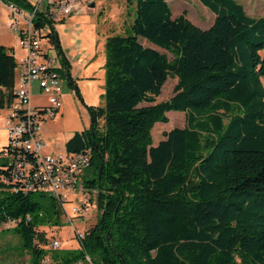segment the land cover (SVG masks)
Listing matches in <instances>:
<instances>
[{"label":"trees","instance_id":"16d2710c","mask_svg":"<svg viewBox=\"0 0 264 264\" xmlns=\"http://www.w3.org/2000/svg\"><path fill=\"white\" fill-rule=\"evenodd\" d=\"M199 1L214 13L207 27L172 17L167 0H126L133 19L105 39L104 103L87 105L89 126L65 140L68 152L88 149L94 168L83 182L96 190V220L77 247L42 245L39 225L61 220L52 195L44 203L42 191L0 188V227L15 220L31 264L46 254L47 264L86 255L89 264H264V16L237 0ZM47 21L33 17L37 27ZM45 33L78 92L54 23ZM16 64L0 44V107L14 98ZM169 76L173 94L157 101ZM169 110L183 111L185 124L153 144Z\"/></svg>","mask_w":264,"mask_h":264},{"label":"rangeland","instance_id":"374dc122","mask_svg":"<svg viewBox=\"0 0 264 264\" xmlns=\"http://www.w3.org/2000/svg\"><path fill=\"white\" fill-rule=\"evenodd\" d=\"M126 1V0H125ZM171 8V16L176 17L181 12H185L195 24L200 27H207L214 18V13L199 0H167ZM240 2L246 13L258 17L264 16V0H237ZM111 10L114 3L110 0ZM108 3V5H109ZM127 3V2H126ZM46 3L43 2L41 7ZM102 1L99 0L96 7L108 11L107 6L101 8ZM127 11L130 9L131 17L127 16L123 25H115L112 31L122 33L124 28L134 17V6L127 5ZM7 7L0 3V44L5 48L10 46L15 47L16 55L19 56L21 49L17 33L11 30L7 24ZM102 11L95 13L94 11L79 12L76 11L66 16V19L56 21V32L60 41L61 48L65 52L67 58L70 59V74L78 87V92H75V86L71 85L67 77H63L62 84V104L59 111L52 118L40 122L39 130L42 135L41 152L43 154H57L65 152V140L75 130H80L88 127L90 124V115L87 105L103 104L105 91V67L104 60L101 58V53L105 57L104 43L98 42L99 33L103 28ZM112 13V12H111ZM134 13V14H133ZM70 16V17H68ZM104 16V15H103ZM54 23V24H55ZM110 21L105 23L108 25ZM125 26V27H124ZM45 30V28H44ZM99 31V32H98ZM141 42L147 45H152L159 50L166 52L169 58L171 54L165 49L156 46L147 41L145 38H140ZM58 54L55 47L49 53ZM260 54L264 56V49L260 50ZM103 56V55H102ZM58 59V58H57ZM59 61V60H58ZM64 76V75H63ZM176 82L175 77H167L162 85L160 94L156 97L157 101L168 99L173 94V86ZM264 84V78H263ZM32 99L38 101L40 99V90L36 83L32 86ZM168 121H157L151 129L152 142L156 144L158 140L164 137V132L174 126H183L185 124V113L178 110H169L167 112ZM7 134L3 128H0V150L2 145L6 144ZM8 159L7 155H3L0 151V163ZM94 176L93 166H85L82 168L81 177L83 180ZM38 194V192H37ZM37 196V195H36ZM44 203L51 200L50 194L44 192L42 197H39ZM79 196L75 195L74 200L67 203V210L70 211L73 205H79ZM97 210L95 204V195L93 194L92 201L89 202V208L83 210L79 216L68 217L61 210V220L58 224L49 225L47 223L40 224L39 229L45 231L47 236L46 243L43 246H48V240L51 236L58 237L61 240V246L58 250L65 248H75L78 246V238L75 235L76 227L79 231H84L90 227L96 220ZM9 227H0V264H31V250L28 246H24L22 239L10 226L14 225V221H8ZM50 250L49 247H46ZM50 259L46 260L48 263ZM74 264H78L75 262Z\"/></svg>","mask_w":264,"mask_h":264},{"label":"built area","instance_id":"2783aa9c","mask_svg":"<svg viewBox=\"0 0 264 264\" xmlns=\"http://www.w3.org/2000/svg\"><path fill=\"white\" fill-rule=\"evenodd\" d=\"M21 1L17 4L0 0L8 10V27L17 33L23 50L16 61L18 76L14 83V98L9 105L0 107V117L7 133V144L1 152L8 156L7 164L1 166L0 188L49 193L59 203L62 212L72 218L89 208L96 192L86 187L81 177L82 168L90 163L89 150L43 154L39 124L59 111L63 89L61 81L65 77V66L60 56L49 54L54 46L45 32L49 23L78 12L83 3L80 0H48L41 7L42 0ZM38 11L48 20L43 27H37L33 22ZM34 82L42 96L38 101L32 99ZM75 195L79 196L80 203L68 211L66 205L74 200ZM7 223H2V226L8 227ZM73 228L78 239L83 236L85 230ZM60 246L61 240L51 236L48 246L44 247L57 249ZM48 259L50 257L46 254L43 263L47 264ZM89 261L86 255V260H80L78 264H89Z\"/></svg>","mask_w":264,"mask_h":264},{"label":"crops","instance_id":"0c3cea01","mask_svg":"<svg viewBox=\"0 0 264 264\" xmlns=\"http://www.w3.org/2000/svg\"><path fill=\"white\" fill-rule=\"evenodd\" d=\"M47 1L48 0H42L41 4H43V2L46 3ZM80 1L83 3V5L80 6L77 13L88 12V11L93 12L94 11L95 13L99 14V11H102V13H101L102 17H105L104 21H103L104 25H103V28L101 29L100 33H99V39H98V42H101V44H103L105 42V39L108 35L116 33L115 31H112V29L114 28L115 25H120V24L123 25L126 17L131 15V13H130L131 10L128 9V11H127V6H126L127 3L125 0H110L115 5V6H113L112 10H111V4L108 2V0H101L102 1L101 8L105 7V5L107 6L108 11L106 12V14H104L105 10L98 9L96 7V3L98 4L99 0H80ZM92 3H93V5H92ZM108 3H109V5H108ZM132 6H134V5L132 4ZM68 17H70V16H68ZM64 19H66V17H64L63 20ZM108 21H110V23L108 25H105V23H107ZM54 26L56 27V23L54 24ZM10 47L13 48V54H14L15 59L17 61L19 59V57L23 54V50L20 48L21 52H20L19 56H17L16 52H15V47L14 46H10ZM64 54H65V52H64ZM101 54L103 55V56L101 55V58L105 61L104 54L103 53H101ZM67 59L69 60V62L71 64L70 59L69 58H67ZM17 76H18V71L16 68L15 69V79ZM62 94H63V91H62ZM62 94H61V99H62ZM0 128H3L6 132V128H5L2 117H0ZM68 136H67V138H68ZM4 145H2V147Z\"/></svg>","mask_w":264,"mask_h":264},{"label":"water","instance_id":"95a60500","mask_svg":"<svg viewBox=\"0 0 264 264\" xmlns=\"http://www.w3.org/2000/svg\"><path fill=\"white\" fill-rule=\"evenodd\" d=\"M92 5H93V3H92Z\"/></svg>","mask_w":264,"mask_h":264}]
</instances>
